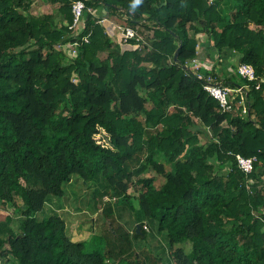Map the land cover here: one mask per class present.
<instances>
[{"label":"trees","instance_id":"trees-1","mask_svg":"<svg viewBox=\"0 0 264 264\" xmlns=\"http://www.w3.org/2000/svg\"><path fill=\"white\" fill-rule=\"evenodd\" d=\"M36 1L0 0V208L20 216L18 231L12 214L0 218V264H144L134 244L147 219L166 233L172 264H264V0L226 11L222 0H83L144 39L114 42L87 12L72 59L60 46L75 40L76 0H49L65 23L35 14ZM199 33L258 80L200 76ZM210 75L243 87L231 111L204 88ZM237 155L257 158L251 172ZM149 165L161 185L142 175ZM74 175L102 185L104 223L90 240L72 239L59 213L38 216ZM132 199L140 232L112 205Z\"/></svg>","mask_w":264,"mask_h":264},{"label":"rangeland","instance_id":"rangeland-1","mask_svg":"<svg viewBox=\"0 0 264 264\" xmlns=\"http://www.w3.org/2000/svg\"><path fill=\"white\" fill-rule=\"evenodd\" d=\"M232 0H222L221 8L226 11L227 7L231 5ZM33 11L35 14L40 13H53L55 20L57 23L64 22L63 14L59 9V3H51L49 0H37L34 3ZM96 15L101 16L102 12H106L105 9H96ZM107 16L108 19L102 20L101 23L105 26L108 32H111V36L114 42H118L122 39L121 37V26L127 25L124 19L117 17H111L108 14L103 13V17ZM66 22V21H65ZM64 22V23H65ZM200 41L204 43L209 42L211 48H203L201 43L198 45V50L200 52V58L195 59V65L193 61L190 62V66L192 68L200 67L199 70L205 69L216 76L222 77V75L230 76L234 75L237 78H242L238 74V60L234 57V55H228L226 57V61L222 59L219 52L216 49L212 48L213 41L209 36L205 33H200L197 35ZM199 41V42H200ZM69 43L63 44L60 47L65 50L68 59H72L74 57L72 50L69 47ZM106 54L102 53L100 55L101 58L105 57ZM209 57V58H208ZM197 61V62H196ZM236 72V74H235ZM226 73V74H225ZM213 78V76H211ZM215 77V76H214ZM241 80V79H240ZM239 92H232V96L235 98ZM238 105H242L244 107V101H239ZM243 113H246V110H243ZM201 142L206 143V138L201 136ZM138 165V162H134ZM170 167V165H169ZM226 170V168H225ZM223 170V171H225ZM145 177H154L155 185L159 186L164 181V178L159 176L155 170L149 165L145 172L142 174ZM64 189L66 191V196L64 197H53L55 199V205L62 204L65 200L67 205H69V209H72L74 212L72 216L73 219L80 218L82 220V226L85 230L83 237L89 239L91 235L95 232H101V226L104 223V202H99V195L102 191L101 183H92V181L85 182L84 179L79 177L78 175H74L72 177L71 182L64 183ZM130 193L132 196H136L138 191L137 188L132 187L130 189ZM107 199L108 197L105 196ZM19 204H23L20 197H17ZM112 205L117 214V217L124 222L127 226L132 228L137 220H140V209L139 202L137 199H132L131 204L128 202L122 201H112ZM67 207V208H68ZM53 205H48L45 211L39 212V218H44L49 216L50 214L57 213L55 209H53ZM66 208V210H67ZM14 206L9 204V207L0 208V218H5L9 213L13 215V227L18 231L20 216L19 214L13 213ZM67 212V211H66ZM148 220V219H147ZM147 222L150 226V229L146 235V237H141L140 239L135 240L136 250L140 252L141 260L144 264H172L171 256H170V247L167 241V236L165 232H160L158 229L157 221L149 219ZM99 244L98 241H94L92 243H88V250H95L96 245ZM150 248L151 253L147 252V248ZM189 247V245L187 246Z\"/></svg>","mask_w":264,"mask_h":264},{"label":"built area","instance_id":"built-area-1","mask_svg":"<svg viewBox=\"0 0 264 264\" xmlns=\"http://www.w3.org/2000/svg\"><path fill=\"white\" fill-rule=\"evenodd\" d=\"M74 19L72 24L70 25V29L72 30L71 35L74 37V41L69 42V47L72 50L74 56L78 55V46L80 41V35L83 33L85 29V22H86V13L91 12L96 15L95 11L91 8H88L85 1L83 0H76L73 3L72 7ZM121 29V37L124 42H128L131 39L136 40H143L144 36L134 27L130 25H124L120 27ZM83 40L88 42V37H83ZM195 65V59L193 60ZM192 68V67H191ZM200 67L192 68L194 71H197L200 76L202 74L199 70ZM238 74L242 79L247 81L258 80V77L255 73V69L251 64L248 63H240L238 65ZM249 87V84L247 86ZM257 87H260V83L257 82ZM204 88L208 91L210 95L216 98L222 108L225 111H231L234 108V98L232 96V92H239L243 87L238 89H234L228 86L222 85L220 82H215L211 75L207 78V81L204 83ZM238 165L239 167L246 173L251 172L254 168V163L256 162V157H244L242 155H237ZM108 199V198H107ZM144 229L148 230L149 226L147 222H144Z\"/></svg>","mask_w":264,"mask_h":264},{"label":"crops","instance_id":"crops-1","mask_svg":"<svg viewBox=\"0 0 264 264\" xmlns=\"http://www.w3.org/2000/svg\"><path fill=\"white\" fill-rule=\"evenodd\" d=\"M103 13L105 12H102L101 16L99 15L98 17L102 18V20H105L108 19L107 16H104L103 17ZM106 14V13H105ZM101 20V21H102ZM103 25V23H102ZM105 27V26H104ZM109 34H111V32H109ZM200 34V33H199ZM200 41V40H199ZM199 43H201L202 47L203 48H206V43H204L203 41H200ZM199 49V48H198ZM198 57L200 58V52L198 50ZM209 58V57H208ZM197 62V61H196ZM222 78H225L224 75H222ZM66 196V191H65V195L64 197ZM55 199H51L48 201L47 205H46V209L48 207V205H53L54 208L57 213H59L61 216H63L66 221H67V225H68V233L69 235L72 237V239L76 240V241H82V240H89V239H86V238H82L83 237V234L85 232L83 226H82V220L80 218H77V219H73L74 217L72 216V214L74 213L72 211V209H69V205L66 204V202H68L67 200H65L62 204L60 205H55V202H53ZM68 207V208H67ZM67 208V210H66ZM45 209V210H46ZM44 210V211H45ZM67 211V212H66ZM129 227V226H128ZM130 228V227H129ZM101 232H95L93 233L94 234H100ZM91 235V237L93 236ZM91 239V238H90Z\"/></svg>","mask_w":264,"mask_h":264},{"label":"water","instance_id":"water-1","mask_svg":"<svg viewBox=\"0 0 264 264\" xmlns=\"http://www.w3.org/2000/svg\"><path fill=\"white\" fill-rule=\"evenodd\" d=\"M177 55H178V51H176V54H175L176 58H177ZM136 227H137V231L140 232V230H141V224L140 223H137Z\"/></svg>","mask_w":264,"mask_h":264},{"label":"clouds","instance_id":"clouds-1","mask_svg":"<svg viewBox=\"0 0 264 264\" xmlns=\"http://www.w3.org/2000/svg\"><path fill=\"white\" fill-rule=\"evenodd\" d=\"M136 3H139V0H136ZM133 6H135V5H133ZM96 13V12H95ZM97 16V15H96Z\"/></svg>","mask_w":264,"mask_h":264}]
</instances>
